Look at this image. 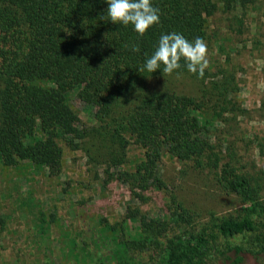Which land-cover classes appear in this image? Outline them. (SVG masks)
<instances>
[{
  "label": "trees",
  "instance_id": "trees-1",
  "mask_svg": "<svg viewBox=\"0 0 264 264\" xmlns=\"http://www.w3.org/2000/svg\"><path fill=\"white\" fill-rule=\"evenodd\" d=\"M236 1L152 0L160 9V23L141 37L131 24L100 19L107 14V0H0L3 166L58 174L64 143L85 150L88 159H101L107 170L122 165L119 177L131 182L140 198L150 186L166 190L156 165L169 153L194 168L213 170L222 188L246 204L236 215L211 212L200 218L169 193L162 215L135 206L113 221L82 218L80 227L71 226L64 237L62 253L69 264H241L245 254L264 256V169L241 170L231 149L228 161L221 162V142L210 137L216 124L235 111L229 77L199 78L183 59L168 76L161 69L138 71L162 34L178 32L189 41L202 37L209 42L207 17L219 4L232 11ZM133 44L139 52L131 50ZM169 76L197 81L196 94L165 84L147 86ZM72 99L93 109V123L83 124ZM130 144L141 157L128 168ZM45 216L40 212L36 220L56 218ZM4 225L0 213V230Z\"/></svg>",
  "mask_w": 264,
  "mask_h": 264
},
{
  "label": "rangeland",
  "instance_id": "rangeland-1",
  "mask_svg": "<svg viewBox=\"0 0 264 264\" xmlns=\"http://www.w3.org/2000/svg\"><path fill=\"white\" fill-rule=\"evenodd\" d=\"M207 33L209 67L204 76L227 75L234 89L228 97L235 103V111L226 114L225 122L216 124L210 137L221 142V162L228 161L231 149L241 170L264 169V0H237L230 12L219 4L207 17ZM164 84L196 94L198 82L169 76L150 80L147 86ZM71 103L83 124L93 123L91 107L76 99ZM62 146L64 157L58 174L48 169L5 167L0 162V213L5 219L0 230V264H69L62 253L64 237L71 226L80 227L82 218L103 216L113 221L123 217L127 207L135 206L153 216L162 215L165 194L169 193L200 218L211 212L236 215L246 206L237 194L222 188L216 172L194 168L169 153H163L156 165L166 190L150 186L139 198L133 194L131 182L119 177L122 165L107 170L104 161L88 159L85 150ZM126 154L124 165L131 168L141 150L130 144ZM40 212L46 220L54 213V222H38ZM215 264L231 263L218 260ZM241 264H264V256L256 259L245 254Z\"/></svg>",
  "mask_w": 264,
  "mask_h": 264
},
{
  "label": "clouds",
  "instance_id": "clouds-1",
  "mask_svg": "<svg viewBox=\"0 0 264 264\" xmlns=\"http://www.w3.org/2000/svg\"><path fill=\"white\" fill-rule=\"evenodd\" d=\"M107 4V14L101 15V20L124 26L131 24L141 37L149 28L160 23V9L153 6L152 0H107ZM131 50L139 52V45H131ZM207 52V44L202 37L189 41L178 32L162 34L155 51L138 71L153 73L161 69L163 75L168 76L181 68L180 61L183 59L189 72L203 78L209 67Z\"/></svg>",
  "mask_w": 264,
  "mask_h": 264
}]
</instances>
